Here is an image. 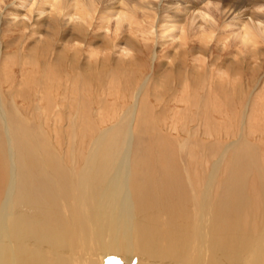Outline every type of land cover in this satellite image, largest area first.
I'll list each match as a JSON object with an SVG mask.
<instances>
[{
  "label": "bare ground",
  "instance_id": "6f19581e",
  "mask_svg": "<svg viewBox=\"0 0 264 264\" xmlns=\"http://www.w3.org/2000/svg\"><path fill=\"white\" fill-rule=\"evenodd\" d=\"M20 1L21 7L28 3ZM222 3L234 13L264 5V0H222ZM173 4L180 5L179 1ZM11 14L21 16L18 12ZM237 17L240 22L241 17ZM45 18L50 28L59 22L56 18ZM41 32L39 29L38 34ZM52 32L41 40V34L37 36L41 48L34 46L33 53L22 46L20 58L12 63L2 62V42L0 123L7 148L0 137V264H264V182L244 183V175L239 174L234 183L219 185L212 182L215 177L202 186L184 183L189 177L179 171L183 142L176 147V141L165 134L167 142L163 146H171L167 150L171 155L164 152L161 158L164 164L169 162L173 183L137 181L132 168V147L135 124L141 114L139 99L146 81L133 87L130 82L126 84L135 89L132 112L125 111L117 118L120 112L97 108L110 103L103 90V77L94 70L98 67L95 65L87 74L84 70L80 74L71 73L69 66L75 71L80 69L69 54L73 39L64 42L62 52L56 53ZM83 50L76 49L75 53ZM16 66L22 72L19 87H16ZM184 86L188 96L179 98L189 109V100L196 93H190L187 84ZM4 87L10 91V97L7 93L3 95ZM126 89L118 94L117 100L126 98ZM85 91L89 93L86 95ZM169 91L161 96L166 98ZM164 98L165 107L168 100ZM8 99L13 113L6 108ZM79 115L89 123L96 121L92 120L95 116L101 124L108 125L90 129L92 134L94 131L90 144L83 138L78 143L82 148L88 144L89 148L74 177L72 169L77 153L71 142L66 152L73 153L69 163L62 164L59 151L60 139L65 133L71 136L74 118ZM144 115L148 122L155 112L145 105ZM33 120L37 126L32 124ZM184 127L187 128L186 124ZM51 132L56 135L55 143ZM190 154V164H195ZM221 162L215 163V170ZM36 173L46 183H37Z\"/></svg>",
  "mask_w": 264,
  "mask_h": 264
},
{
  "label": "rangeland",
  "instance_id": "374dc122",
  "mask_svg": "<svg viewBox=\"0 0 264 264\" xmlns=\"http://www.w3.org/2000/svg\"><path fill=\"white\" fill-rule=\"evenodd\" d=\"M44 1L47 2V0H42V2ZM177 1H179L181 6L172 5V3H176ZM5 2L9 4L4 12L3 25L0 24V54L2 51V42L4 44L2 54L3 63L6 61L7 63L17 61L21 56L20 50L22 46H25L24 49L31 53L36 51L33 49L34 46L37 49L41 48V43L38 44L36 42V39L40 36L39 34L48 38L47 35H51L49 32L53 31L56 53L62 52L61 49L63 48L62 44H65L64 42L71 41L72 39L73 41L74 39H76V41L82 40L85 42L86 48H84L81 53L76 54L72 50L69 52L71 55L70 58H75L72 63L80 69L75 71L76 68L69 66V71H72L71 73L75 72L80 74L81 71L84 70L87 74L92 69L98 67V70H94L98 71L97 73L101 74L103 77V90H106V98L110 103L107 107H96L102 108L105 111L113 110V112L116 111L117 114L120 112L117 118L120 117L121 113L125 111L132 112L134 109L133 107L136 103V100H134L135 97H133L135 89L130 86H137L139 81V84L141 81H146L142 92V98L139 99V111L141 114L138 116L135 124L132 147V168L133 174H136L135 179L137 181L141 183H173L169 162H165L164 164L161 158L164 152L168 153L169 157L171 155L170 151L167 152V150H170L171 146L169 144L168 146H163V144L167 142L165 138H163L165 134L176 141V147L179 143L182 144L183 142L179 171L181 174L185 176L188 175L189 177V180H186L184 183H199L202 186V184L207 183L211 177H215L212 182L218 183L219 185L222 183H234L239 174L244 175V183H253L254 181V183L264 182V48L260 50V53L252 54L258 55L260 60L258 66L253 67L250 58L247 60L241 59L239 63H235L231 60L230 53H223L220 48L214 46L209 52L204 53L205 55L212 54L209 66L203 71H197L192 62V55L203 51L199 45H193L187 52H181L179 55L175 56L174 47L170 46L169 39L159 41L155 48L156 59L152 61L151 46L144 49L135 41H131L127 34H125L121 40L118 41V44L124 46L126 43H129V46L136 50V59L129 61L121 60L118 62L116 55L110 57L105 53V50L112 48V43L110 41H104L103 32H98L97 30L104 26L107 16L114 14V12L118 10L119 0H103L100 16L97 19L93 32L89 33L88 36L86 29L79 25L76 27L70 25L66 20H58L59 22H54V25L51 23L52 26L50 28V23L49 25L46 23L48 22L47 18H34L33 23L36 25L34 32H36V35L34 38L33 36L22 37L20 43H17L19 40L18 34L20 33V25L14 22L11 18V16H14L11 13L18 12L24 15L26 6L21 7L20 0H13V2L12 0H5ZM28 2H30V0H28ZM70 2L71 0H65L64 7L71 8ZM163 2L164 5L162 4L159 9L158 26L159 24L171 26L173 23L176 25L178 21L181 24L184 23L188 14L194 10L193 7L191 8V5H197L199 8L204 0H163ZM169 5L171 7L167 9ZM174 7H176V9ZM44 8H46V11L49 10L46 6ZM242 9L243 10L240 9L234 13H232L234 10H231L225 17L224 22L233 25L230 31H234L238 28L242 21L244 22L245 19H247L248 13H252L250 11L252 8ZM234 15L237 19L241 17V21L239 20L241 23L237 22L238 20H236ZM39 29L42 32L38 34ZM45 30L47 31L45 32ZM70 32H72V36ZM31 34L32 33H30V35ZM228 34V32H222L221 38ZM29 48H32V50H29ZM97 53L102 55V59L97 60L93 58L89 60V55ZM51 58L49 61L52 60ZM170 59L171 61L169 63ZM97 61L100 62L96 63ZM95 65L96 67H94ZM14 68L16 69L15 73H18L15 75L17 78L16 87H19L22 81L21 68L19 66ZM220 69H226L231 78H226L221 81L217 76V72ZM79 74H77V77ZM112 76L114 78L113 80L111 79ZM135 80L137 81L136 84ZM129 82L130 86H127L126 84H129ZM185 84L189 86L190 93H196L194 94V99L192 96L189 100L191 105L189 106L190 110L187 109L186 102L180 101V96H184L185 98L188 96V92L184 91L186 87L184 86ZM125 86L127 87L125 91L127 92L126 98L117 100L119 97L118 94L124 93ZM168 90H171L169 91V96H167L170 97V99L161 96L162 92L168 93ZM6 93L8 97H10V91L8 92V88L4 87L3 95H6ZM88 93L89 91H85L86 95ZM101 95L104 94L101 93ZM163 98L168 100L166 102L167 106L165 107L162 103ZM7 103V110L13 113V105L9 99ZM21 104H25V102H21ZM145 105L155 112V115L149 118L150 121L148 122H145L147 118H145V115L143 116V114H145ZM73 108H75V106ZM73 111H75V109H73ZM157 111H159L158 114ZM40 112L44 113L45 111ZM205 114L209 116L206 117ZM79 116L74 118L75 124H73V130L72 133H70L71 136H69L68 133H65L64 137H62L63 135L61 136L59 151L62 164L65 165L69 163L73 157V153L70 154L68 151L67 154L66 152L70 144L69 141L71 142V146L74 147V151L77 153L74 154V157L77 159L72 169L74 177L80 170L82 164L81 160L84 158L87 148H89L88 144L87 146L86 144L83 145L84 147L82 148L78 146V143L83 142L85 139V141L87 142L88 140L90 144L93 137L90 138V136L94 134V131L92 134L90 129L94 127H107L108 125V123L105 125L101 124L99 119L95 116H92V120L96 121L92 123H89L90 121H88V119ZM32 124L37 126L35 120L32 121ZM185 124L187 128L183 129L185 128ZM67 125L68 123H66L65 127H67ZM170 125L176 126L177 129L174 127L170 128ZM53 126L52 120H50L49 127L52 128ZM207 126L209 127L208 130ZM94 130L96 129L94 128ZM79 132L81 133L80 136L77 135ZM0 137L3 147L7 148V138L1 123ZM50 137L55 143L56 135L54 132L53 134L51 132ZM229 145L230 148L228 149ZM190 153H192V157L195 158V164L191 163L192 165L190 164ZM219 160L223 162L219 165V169L215 170V163ZM183 163L184 166L182 165ZM35 176L37 178V183H46L44 178L39 176L38 173H36Z\"/></svg>",
  "mask_w": 264,
  "mask_h": 264
},
{
  "label": "clouds",
  "instance_id": "9594fccd",
  "mask_svg": "<svg viewBox=\"0 0 264 264\" xmlns=\"http://www.w3.org/2000/svg\"><path fill=\"white\" fill-rule=\"evenodd\" d=\"M64 3L65 0H47L46 3L42 0H30L26 3L25 14L13 17L14 22L20 25L17 43H20L22 37L33 36L34 38L36 35L34 18L48 17L50 20L53 18L66 20L70 25L75 27L79 25L86 29L87 36L92 33L100 16L103 0H71V8H65ZM8 4L5 0H0V17L4 15ZM162 4L163 0H119L118 10L107 16L104 26L97 30L103 32L104 41L112 43V48L105 50V53L110 57L116 55L118 62L136 59L135 48L130 47L129 43L124 46L118 44V41L127 34L131 41H135L142 48L147 49L151 46L152 61L156 59L155 48L159 41L169 39L170 46L174 47L175 56L181 52H187L193 45H199L203 51L192 55V62L197 71H203L209 66L212 54L204 53L209 52L214 46L220 48L223 53H230V58L235 63L249 58L252 60L253 67L260 63L259 56L252 54H258L264 48V19L256 18L264 16V5L250 9L252 15L248 16L247 20L234 31H230L233 25L224 22L230 10L223 7L222 0H204L199 8L188 14L184 23L171 26L166 24L158 26L159 9ZM45 6L49 9L48 11L44 10ZM222 32L229 34L221 38ZM45 37L41 35L39 39ZM84 48H86L84 41L72 42L73 52ZM88 57L89 60L102 59L99 53ZM170 61L171 59L169 63ZM217 76L221 81L231 78L226 69H220Z\"/></svg>",
  "mask_w": 264,
  "mask_h": 264
}]
</instances>
